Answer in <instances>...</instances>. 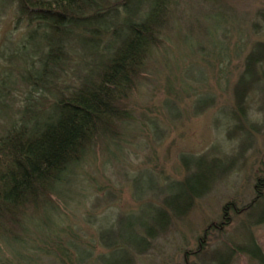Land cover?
I'll return each instance as SVG.
<instances>
[{"label":"rangeland","instance_id":"rangeland-1","mask_svg":"<svg viewBox=\"0 0 264 264\" xmlns=\"http://www.w3.org/2000/svg\"><path fill=\"white\" fill-rule=\"evenodd\" d=\"M10 2L0 8V52L15 70L26 67L35 50L42 52L45 31L26 41L36 20L17 0ZM141 4L130 0L128 12ZM123 18L109 15L103 23ZM259 44L264 0H178L171 6L162 42L149 52L124 101L130 117L119 123L117 138L91 151L46 207L31 213L23 252L31 263L260 264L246 251L253 241L264 256ZM13 88L6 107L0 105V132L18 116L24 90L19 82ZM205 185L209 189L181 216L188 197ZM174 202L178 218L167 224L171 214L164 209ZM147 236L153 237L146 247ZM62 248L73 261L50 254Z\"/></svg>","mask_w":264,"mask_h":264},{"label":"trees","instance_id":"trees-1","mask_svg":"<svg viewBox=\"0 0 264 264\" xmlns=\"http://www.w3.org/2000/svg\"><path fill=\"white\" fill-rule=\"evenodd\" d=\"M177 1L143 0L128 12L130 0H17L18 9L36 20L26 41L33 40L39 28L45 36L42 52L35 50L26 67L10 70L12 60L0 52V69H8L4 75L0 72V105L11 100L16 82L24 90L16 120L0 132V252L8 254L7 262L0 264H32L23 253L28 251L25 233L31 213L46 207L91 151L117 138L119 123L130 117L124 101L149 52L162 42ZM10 3L0 0V8ZM121 14L122 21L103 23L109 15ZM77 46L88 54H78ZM237 81L242 84L244 76ZM263 179H257L255 188ZM209 187L188 197L181 216ZM177 206L174 202L163 210L171 214L167 224L178 218L172 214ZM152 237H146V247ZM251 242L246 251L264 264L260 249ZM54 253L73 261L68 248Z\"/></svg>","mask_w":264,"mask_h":264},{"label":"flooded vegetation","instance_id":"flooded-vegetation-1","mask_svg":"<svg viewBox=\"0 0 264 264\" xmlns=\"http://www.w3.org/2000/svg\"><path fill=\"white\" fill-rule=\"evenodd\" d=\"M200 242V241H199ZM198 242V246L200 245V243ZM186 253H188L189 254V252H185L184 253V256H186ZM194 253V252H193ZM183 264H189V262L188 261H186V260H184V263Z\"/></svg>","mask_w":264,"mask_h":264}]
</instances>
